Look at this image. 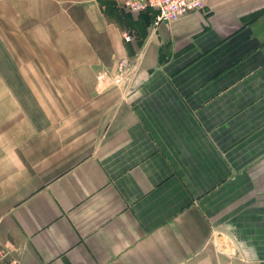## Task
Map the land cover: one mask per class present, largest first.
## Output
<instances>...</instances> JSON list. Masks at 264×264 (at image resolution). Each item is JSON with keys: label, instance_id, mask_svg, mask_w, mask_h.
<instances>
[{"label": "crops", "instance_id": "1", "mask_svg": "<svg viewBox=\"0 0 264 264\" xmlns=\"http://www.w3.org/2000/svg\"><path fill=\"white\" fill-rule=\"evenodd\" d=\"M24 1L54 10L0 26V246L20 264H264V0L157 25L115 0ZM140 55L132 80L97 79Z\"/></svg>", "mask_w": 264, "mask_h": 264}, {"label": "built area", "instance_id": "2", "mask_svg": "<svg viewBox=\"0 0 264 264\" xmlns=\"http://www.w3.org/2000/svg\"><path fill=\"white\" fill-rule=\"evenodd\" d=\"M120 4L134 12L155 10V25H157L162 21H173L186 13L203 9L206 0H121ZM124 37L126 40L131 39L128 32L124 33ZM142 56L140 55L136 61L126 58L119 59L115 72L103 70L98 73L97 79L107 86L122 84L130 75V80H132L139 67L137 62ZM0 264H20V258L14 255L10 246L3 245L0 246Z\"/></svg>", "mask_w": 264, "mask_h": 264}, {"label": "rangeland", "instance_id": "3", "mask_svg": "<svg viewBox=\"0 0 264 264\" xmlns=\"http://www.w3.org/2000/svg\"><path fill=\"white\" fill-rule=\"evenodd\" d=\"M115 1H119L117 2L118 4L120 3V0H115ZM25 1L24 0H0V26L1 24H3L4 26H6V24L9 23V25L7 26L10 29V35H13L14 33L11 34V27L13 26L14 23H18L20 25H22V30L21 32L25 31L23 25L24 23H21V18H23L24 15L27 14V18H31V14H38V15H42L44 13H46L47 15H52L53 16V8L52 7H46L44 5V7H39L38 6V2L36 1L34 6H31L30 8H27V6L24 5ZM14 11H16V17H15V13ZM24 12H26L24 14ZM28 25H30L32 28L33 27H37L38 30V24H33V23H29ZM7 29V28H5ZM29 31V30H26ZM2 31H0V38ZM2 45H1V40H0V55L2 54L1 51ZM0 62H2V58L0 57ZM14 95H18V96H23L25 95L24 93V89L19 88L18 86L14 87Z\"/></svg>", "mask_w": 264, "mask_h": 264}]
</instances>
